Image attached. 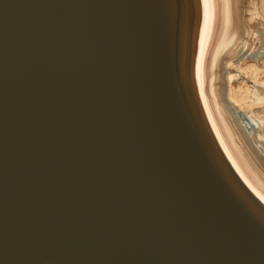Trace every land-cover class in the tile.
<instances>
[{
    "label": "water",
    "instance_id": "water-1",
    "mask_svg": "<svg viewBox=\"0 0 264 264\" xmlns=\"http://www.w3.org/2000/svg\"><path fill=\"white\" fill-rule=\"evenodd\" d=\"M185 3L0 0V264H264L182 72Z\"/></svg>",
    "mask_w": 264,
    "mask_h": 264
},
{
    "label": "bare ground",
    "instance_id": "bare-ground-1",
    "mask_svg": "<svg viewBox=\"0 0 264 264\" xmlns=\"http://www.w3.org/2000/svg\"><path fill=\"white\" fill-rule=\"evenodd\" d=\"M182 64L205 130L264 211V0H186Z\"/></svg>",
    "mask_w": 264,
    "mask_h": 264
}]
</instances>
